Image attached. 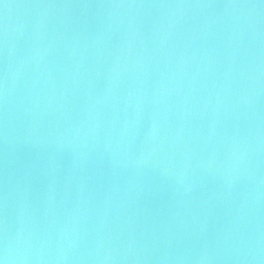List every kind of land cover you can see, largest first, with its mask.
<instances>
[{
    "label": "water",
    "instance_id": "1",
    "mask_svg": "<svg viewBox=\"0 0 264 264\" xmlns=\"http://www.w3.org/2000/svg\"><path fill=\"white\" fill-rule=\"evenodd\" d=\"M2 264H264V0H0Z\"/></svg>",
    "mask_w": 264,
    "mask_h": 264
},
{
    "label": "clouds",
    "instance_id": "2",
    "mask_svg": "<svg viewBox=\"0 0 264 264\" xmlns=\"http://www.w3.org/2000/svg\"><path fill=\"white\" fill-rule=\"evenodd\" d=\"M0 264H2V262H0Z\"/></svg>",
    "mask_w": 264,
    "mask_h": 264
}]
</instances>
